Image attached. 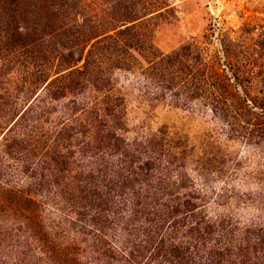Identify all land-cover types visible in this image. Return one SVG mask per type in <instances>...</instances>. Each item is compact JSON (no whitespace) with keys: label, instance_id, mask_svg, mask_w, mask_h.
Wrapping results in <instances>:
<instances>
[{"label":"trees","instance_id":"trees-1","mask_svg":"<svg viewBox=\"0 0 264 264\" xmlns=\"http://www.w3.org/2000/svg\"><path fill=\"white\" fill-rule=\"evenodd\" d=\"M179 1L0 0V264H264V189L245 222L212 216L208 188L240 175L224 141L264 159V30L165 52L153 27ZM121 73L216 129L131 130Z\"/></svg>","mask_w":264,"mask_h":264},{"label":"rangeland","instance_id":"rangeland-1","mask_svg":"<svg viewBox=\"0 0 264 264\" xmlns=\"http://www.w3.org/2000/svg\"><path fill=\"white\" fill-rule=\"evenodd\" d=\"M177 4V21H158L157 27H153L155 43L165 52L178 48L194 37H201L211 27L216 31L223 27L232 28L237 31L233 33L234 36L240 35L238 32L245 25H257L256 36L264 30V0H182ZM119 80L127 94L131 130L147 134L148 131L166 127L169 132L192 145L199 144L216 129L211 117L199 114L196 109L148 105L134 77L121 73ZM130 137H134V133ZM221 149L226 153L225 166L230 167L232 173L238 167L240 175L211 178L208 188L212 196V216H234L245 222L261 216L262 210L254 202L264 189V159L261 152L244 143L227 141L223 142ZM249 173L251 178L246 176Z\"/></svg>","mask_w":264,"mask_h":264}]
</instances>
